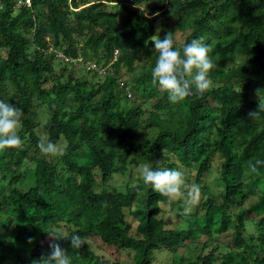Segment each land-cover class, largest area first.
Listing matches in <instances>:
<instances>
[{"label":"trees","instance_id":"obj_1","mask_svg":"<svg viewBox=\"0 0 264 264\" xmlns=\"http://www.w3.org/2000/svg\"><path fill=\"white\" fill-rule=\"evenodd\" d=\"M157 27L174 48L210 46V90L171 103L153 84ZM257 90L264 102V0H0V100L22 110V145L0 151V264H32L50 243L71 264H264ZM42 140L64 154L42 155ZM141 164L183 171L198 204H170L134 177Z\"/></svg>","mask_w":264,"mask_h":264},{"label":"clouds","instance_id":"obj_2","mask_svg":"<svg viewBox=\"0 0 264 264\" xmlns=\"http://www.w3.org/2000/svg\"><path fill=\"white\" fill-rule=\"evenodd\" d=\"M159 15V13H156ZM160 28L157 27V34L150 40L154 45L157 54L155 67L152 69V82H158L162 91L168 93L171 103H178L185 100L194 91L204 94L213 86L210 79V71L217 65L213 62L209 53L210 46L201 43L200 40L193 39L191 43L184 44L181 48H174V38L171 32L167 33L163 39L159 36ZM259 99L258 110L248 113L249 119L255 120L264 109V102ZM22 110L11 103L0 100V151L10 148H19L22 140L18 135L21 125ZM38 148L45 156H62L64 149L50 141H41ZM163 156L165 155L162 150ZM264 166V160L256 159L249 161L250 172L256 173L260 167ZM139 176L143 184L150 186L152 190L166 197L171 204L177 200H183L185 212H190L192 207L198 204L201 190L199 185L189 184L186 181L185 173L172 169H153L148 164L142 165L139 169ZM53 240L68 238L65 235H54L49 233ZM71 248L80 250L86 241L79 235H73L70 239ZM32 238L29 243H32ZM50 252L41 255L33 260L32 264H71L69 253L63 249L59 243L49 244Z\"/></svg>","mask_w":264,"mask_h":264},{"label":"rangeland","instance_id":"obj_3","mask_svg":"<svg viewBox=\"0 0 264 264\" xmlns=\"http://www.w3.org/2000/svg\"><path fill=\"white\" fill-rule=\"evenodd\" d=\"M151 5H152V3L148 2V3H146L144 5V7H149ZM139 8H141V7H139ZM163 35H164V30L163 29H160L159 36H160L161 39L164 38ZM184 37L185 36L181 32H178L176 34L177 40H184ZM140 62H141V60L139 59L138 60V63H140ZM60 71H61V68H59V66H58L57 72H60ZM76 72H77V74H80L81 73V71H80L79 68H77V71ZM125 78H126L127 81H129V83H131V79H132L131 74H128ZM62 146H63V144H62ZM141 166H142V164H141ZM141 166L136 167L135 176L134 177H139V171H138V169ZM216 166H217V164H216ZM214 175H215V171H214V173L212 175L209 176L210 179H213L214 178ZM113 181L116 182V185H120V183H121L122 180H121V177H116ZM253 215L254 214H252V213L249 214L250 217L253 216ZM204 239L205 238L203 237L202 240H204ZM87 241H89V240H87ZM93 245H94V248H96V251H97V253L99 255H103V257H107V256L110 255V251L108 249L107 250H104L103 247L100 246V244L97 245V244L93 243ZM98 246H100L101 248H99ZM170 256L171 255H170L169 252H166V253H163V254H156V257L158 259H157V261L154 264H167V263H169L171 261L170 260ZM120 259L123 262V264H132V262H133L132 261V254L129 255L128 252H122L120 254Z\"/></svg>","mask_w":264,"mask_h":264},{"label":"built area","instance_id":"obj_4","mask_svg":"<svg viewBox=\"0 0 264 264\" xmlns=\"http://www.w3.org/2000/svg\"><path fill=\"white\" fill-rule=\"evenodd\" d=\"M32 2L33 0H14V7L15 9H20L24 6H31ZM129 96H131V93H129Z\"/></svg>","mask_w":264,"mask_h":264}]
</instances>
